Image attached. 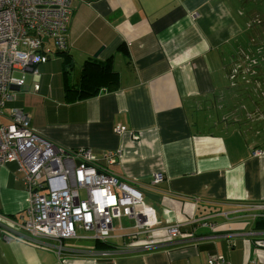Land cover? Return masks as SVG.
Instances as JSON below:
<instances>
[{"label": "crops", "instance_id": "crops-1", "mask_svg": "<svg viewBox=\"0 0 264 264\" xmlns=\"http://www.w3.org/2000/svg\"><path fill=\"white\" fill-rule=\"evenodd\" d=\"M242 3L74 0L64 54L79 68L72 83L94 60L110 62L118 85L79 99L41 78L38 93L31 85L18 94V107L61 151L90 149L98 158L115 152L114 164L101 165L123 180L148 186L162 173L165 180L145 191L157 222L151 236L162 245L129 248L128 227L105 243L65 240L59 255L54 240L33 242L26 232L0 229V264H207L211 256L264 264V249L254 244L264 236L257 226L264 215V116L256 104L264 77L248 43L250 8ZM117 127L127 133L117 134ZM27 196L17 166L3 167L0 214L25 218ZM174 226L182 237L169 242Z\"/></svg>", "mask_w": 264, "mask_h": 264}, {"label": "built area", "instance_id": "built-area-1", "mask_svg": "<svg viewBox=\"0 0 264 264\" xmlns=\"http://www.w3.org/2000/svg\"><path fill=\"white\" fill-rule=\"evenodd\" d=\"M73 2L0 0V170L15 164L28 195L25 218L0 214V229L17 235L26 232L33 242L54 240L61 255L65 240L107 242L117 230L116 221L125 219L133 224L129 248L152 251L162 244L151 236L150 229L157 222L154 210L145 204V191L162 183L164 175L155 174L148 186H142L101 165L114 164L115 152L98 158L90 149L61 151L39 136L29 115L14 104L26 88L27 73L32 76L33 92L38 93L39 67L52 55L69 51ZM116 132L127 133L122 127ZM261 155L255 152V156ZM260 217L264 219V215ZM167 235L169 242L182 237L179 226L168 228ZM254 244L264 249V236ZM207 264L229 263L223 257L211 256Z\"/></svg>", "mask_w": 264, "mask_h": 264}, {"label": "rangeland", "instance_id": "rangeland-1", "mask_svg": "<svg viewBox=\"0 0 264 264\" xmlns=\"http://www.w3.org/2000/svg\"><path fill=\"white\" fill-rule=\"evenodd\" d=\"M245 3L241 4V7H246L250 13V26L254 33L251 35V40H248V43H252V49H255V53L260 58V67L263 68L261 77H264V0H243ZM245 9V8H244ZM247 11V10H246ZM78 66H75V61L71 57H65L64 55L57 54L50 57V61L45 65L39 67L41 78L44 81L43 83L46 86H50L53 89L61 87L64 84V81H69L70 83H76L78 77ZM65 70H67L65 74ZM255 81L253 82L254 86ZM62 84V85H61ZM252 84V83H251ZM251 84H245L246 87H251ZM32 85V76L31 74H26V86ZM21 93V92H20ZM19 94V93H18ZM14 104L19 106L21 104V98H16ZM256 104L260 107L261 116H264V97L263 99L259 97ZM249 106V104H246ZM211 117L215 116L216 113L212 110H208L207 113ZM219 116L222 115L221 112L217 113ZM260 116V117H261ZM264 127V125H263ZM81 196L84 197V192L81 193ZM147 200V199H146ZM149 202V200H147ZM133 224L125 219L121 222L116 221L115 227L118 228H128ZM80 234H82L80 232Z\"/></svg>", "mask_w": 264, "mask_h": 264}, {"label": "trees", "instance_id": "trees-1", "mask_svg": "<svg viewBox=\"0 0 264 264\" xmlns=\"http://www.w3.org/2000/svg\"><path fill=\"white\" fill-rule=\"evenodd\" d=\"M57 54L64 55L66 53ZM118 82L119 74L113 70L110 62L100 64L94 60H87L83 66L79 82L73 84L68 80L64 81V89L67 93L75 92L79 99H83L97 95L103 88L114 89ZM257 226L260 229H264V219H260L257 222Z\"/></svg>", "mask_w": 264, "mask_h": 264}, {"label": "water", "instance_id": "water-1", "mask_svg": "<svg viewBox=\"0 0 264 264\" xmlns=\"http://www.w3.org/2000/svg\"><path fill=\"white\" fill-rule=\"evenodd\" d=\"M101 53V50H99L97 53H96V55H95V57L97 58L98 56H99V54ZM145 195L147 196V197H152L151 196V194H149V193H145Z\"/></svg>", "mask_w": 264, "mask_h": 264}]
</instances>
